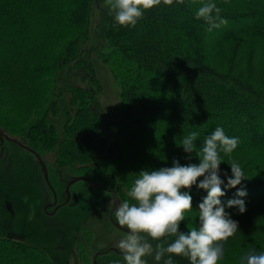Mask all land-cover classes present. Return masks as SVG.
<instances>
[{
	"label": "trees",
	"instance_id": "1",
	"mask_svg": "<svg viewBox=\"0 0 264 264\" xmlns=\"http://www.w3.org/2000/svg\"><path fill=\"white\" fill-rule=\"evenodd\" d=\"M97 1L0 0V130L43 159L52 154L55 170L98 182L123 201L131 200L127 193L140 171L171 167L176 159L181 165L200 162L195 152L188 160L178 147L184 136L197 132L199 150L222 127L238 145L231 154L220 153L221 179L227 183L232 160L247 178L225 188L221 201L227 205L246 186L247 196L240 198L247 210L226 207L239 229L223 242L218 264H241L251 249L264 252V0H212L228 21L212 31L195 17L209 0L161 3L135 27L116 24L104 10L98 25H108L97 55L120 85L108 141L102 138L99 83L79 46L89 36ZM71 62L92 77L88 85L69 86L74 111L58 130L51 119L60 110L57 75ZM181 191L193 197L180 224L187 232L198 227V205L207 191L197 185ZM0 264L54 262L39 246L0 236Z\"/></svg>",
	"mask_w": 264,
	"mask_h": 264
},
{
	"label": "clouds",
	"instance_id": "2",
	"mask_svg": "<svg viewBox=\"0 0 264 264\" xmlns=\"http://www.w3.org/2000/svg\"><path fill=\"white\" fill-rule=\"evenodd\" d=\"M110 13L114 14L116 24L135 27L144 16L146 10L161 5L171 6L174 0H106ZM184 4V0H175ZM222 9L212 0L204 3L195 13L196 19H203L208 25V31L227 24V19L221 16ZM115 26V25H114ZM197 132L184 136L178 143L189 154L193 152L200 162L181 165L180 160L173 161L171 167H161L157 170L145 169L139 172L128 191L131 198L119 201L113 210L118 224L126 227L127 234L115 245L123 256L125 264H149L146 257L154 258L163 264H174L171 254L187 258L189 264H218L223 258L224 247L230 237L239 229V222L231 218V213L225 209L235 207L239 213L246 212V203L240 197H246V186L236 192V197L223 204L221 197L225 188L240 185L246 175L240 164L232 160L231 175L224 172L227 183L221 179L220 153L231 154L238 145V138L226 135L222 127H217L203 140V146L198 150L195 141ZM203 177L202 180L198 178ZM197 185L207 191L198 205V227H189V231H181L180 224L186 218V213L193 209V197L189 191ZM223 185V188H222ZM174 237L168 241L166 238ZM151 241H157L155 246ZM165 257H167L165 259ZM111 264H121L120 260ZM241 264H264V252L249 250L241 258Z\"/></svg>",
	"mask_w": 264,
	"mask_h": 264
},
{
	"label": "rangeland",
	"instance_id": "3",
	"mask_svg": "<svg viewBox=\"0 0 264 264\" xmlns=\"http://www.w3.org/2000/svg\"><path fill=\"white\" fill-rule=\"evenodd\" d=\"M109 11L106 0L94 3L89 24V36L80 40V57L92 62L96 76L98 109L104 121L103 140L113 135L112 120L120 85L108 63L97 55V47L104 39L103 31L108 23L101 22L103 11ZM250 23V21H248ZM209 36L210 33L207 32ZM104 48V45H101ZM87 67H76L74 63L59 69L56 82V98L60 110L51 116L58 130L62 128L68 111H74L70 101L69 86L88 85L92 74L84 78ZM0 156V236H9L39 246L47 251L54 264H93L97 251L107 250L99 256V264L123 260L116 243L127 234L118 229L110 219L113 194L103 187H93L87 180H79L71 186V199L53 215H48L44 206L53 198L36 156L21 146L7 141ZM45 162L49 171V182L57 192V198L67 196L66 183L70 174L55 170L53 155ZM51 210V209H50ZM168 241L174 237L166 238ZM153 245L157 241H151ZM174 264H189L187 258L171 254ZM167 257H165L166 259ZM149 264H163L146 257Z\"/></svg>",
	"mask_w": 264,
	"mask_h": 264
},
{
	"label": "flooded vegetation",
	"instance_id": "4",
	"mask_svg": "<svg viewBox=\"0 0 264 264\" xmlns=\"http://www.w3.org/2000/svg\"><path fill=\"white\" fill-rule=\"evenodd\" d=\"M10 139H9V138ZM7 141H10V142H13L14 144H17V145H19V146H21L22 148H24V149H26V150H28L29 152H30V150L29 149H27V148H25V147H23V145H21L18 141H15V140H13L7 133H5L4 131H2V130H0V156L4 153V150H5V143L7 142ZM31 153H33L35 156H36V158H37V161H38V163H39V165H40V167H41V170H42V172H43V175L45 176V174H44V170H43V168H42V164L40 163V161H39V158H38V156L36 155L37 153H35V152H33V151H31ZM39 155V154H38ZM41 157V156H40ZM42 158V157H41ZM42 160H44L43 158H42ZM44 162H45V160H44ZM45 164H46V166H47V163L45 162ZM47 169H48V166H47ZM48 174H49V171H48ZM46 179V178H45ZM71 179V178H70ZM69 179V180H70ZM68 180V181H69ZM67 181V182H68ZM46 182H47V184L49 185V188H50V190H51V192H52V194H53V198H52V200L50 201V202H47L46 204H45V206H44V210H45V212L48 214V215H53V214H55L56 212H57V210L59 209V208H61V206H63V205H65L66 203H68V202H66V203H64L63 204V202L66 200V198H67V196H66V198L64 199V200H59L58 198H57V192L55 191V193L53 192V190H52V188H51V186H50V184L48 183V181L46 180ZM67 184V183H66ZM72 186V185H71ZM65 189H66V187H65ZM70 189H71V187H70ZM67 193V192H66ZM51 209V210H50ZM119 229V228H118ZM109 249H112V247L111 248H107V249H105V250H100V251H97L96 253H95V255L93 256V260H94V257L96 256V264H99V256L100 255H102L103 253H105L107 250H109ZM121 261V264H125V262L123 261V260H120ZM111 262L112 261H109V262H107V263H104V264H111Z\"/></svg>",
	"mask_w": 264,
	"mask_h": 264
},
{
	"label": "water",
	"instance_id": "5",
	"mask_svg": "<svg viewBox=\"0 0 264 264\" xmlns=\"http://www.w3.org/2000/svg\"><path fill=\"white\" fill-rule=\"evenodd\" d=\"M8 138H9V137H8ZM9 139H10V138H9ZM36 155L38 156L39 161H40V163L42 164V168H43V170H44L45 178H46V180L48 181V183L50 184V182H49V174H48L47 166H46L44 160H42V158L40 157V155H38V154H36ZM79 180H87V178L84 177V176H74V177H72V178L67 182V184H66L67 198H66V200L63 202V204L66 203V202H68V201L71 199V191H70V187H71V185H72L73 183H75L76 181H79ZM87 181H88L89 184H91L93 187H103V186H102L100 183H98V182H95V181H92V180H87ZM50 186H51V185H50ZM51 188H52L53 192L55 193V190L53 189L52 186H51ZM103 188H105V189H107L108 191H110V192L113 194V198H114V199H113V206H112V208H111V210H110V213H109V216H110L111 221L113 222V224H114L116 227H118V228H120V229H122V230H124V231L127 232L128 230L126 229V227H122V226H120V225L118 224V221L115 220V217H114V215H113V210H114V208L116 207V205L119 203V201H121V199L119 198V196L116 194V192H115L114 190H111V189L106 188V187H103ZM93 264H96V256L94 257Z\"/></svg>",
	"mask_w": 264,
	"mask_h": 264
}]
</instances>
